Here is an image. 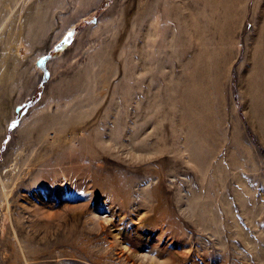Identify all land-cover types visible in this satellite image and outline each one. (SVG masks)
Listing matches in <instances>:
<instances>
[{
    "label": "rangeland",
    "instance_id": "374dc122",
    "mask_svg": "<svg viewBox=\"0 0 264 264\" xmlns=\"http://www.w3.org/2000/svg\"><path fill=\"white\" fill-rule=\"evenodd\" d=\"M0 264H264V0H0Z\"/></svg>",
    "mask_w": 264,
    "mask_h": 264
}]
</instances>
